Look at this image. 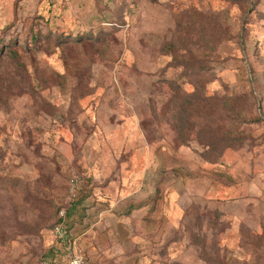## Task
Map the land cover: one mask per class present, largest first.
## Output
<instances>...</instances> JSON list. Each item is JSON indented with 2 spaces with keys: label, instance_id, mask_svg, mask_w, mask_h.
<instances>
[{
  "label": "rangeland",
  "instance_id": "374dc122",
  "mask_svg": "<svg viewBox=\"0 0 264 264\" xmlns=\"http://www.w3.org/2000/svg\"><path fill=\"white\" fill-rule=\"evenodd\" d=\"M11 38L0 264H264V0H0Z\"/></svg>",
  "mask_w": 264,
  "mask_h": 264
},
{
  "label": "trees",
  "instance_id": "16d2710c",
  "mask_svg": "<svg viewBox=\"0 0 264 264\" xmlns=\"http://www.w3.org/2000/svg\"><path fill=\"white\" fill-rule=\"evenodd\" d=\"M36 35V34H35ZM58 37H62V36H60V35H58ZM77 37V36H76ZM79 37V36H78ZM77 37V38H78ZM35 38H36V36H35ZM81 38L82 37H79L77 40L78 41H80L81 40ZM0 42H2V44H1V50H4L6 47H9L8 49L11 51V53H12V55L14 56V57H18L19 55H18V52L16 51V45H17V41H16V39H14V38H11V39H9L8 40V42H5V39H1L0 40ZM26 48H28V45H27V47H25V49ZM183 60V59H182ZM212 112H213V110H210V111H208L207 112V115H210V114H212ZM187 123V122H186ZM220 126H222V127H224L223 126V124H219ZM184 128H186V124H183L182 125ZM202 127H205L204 125H200V128H202ZM199 133L200 134H205L206 133V131H203V130H201L200 129V131H199ZM229 136V133L228 132H226L223 136H222V139H225V138H227ZM207 137H211L210 136V134H208V136ZM209 143V142H208ZM214 147H216V146H214ZM79 200H77V199H73L71 202H70V204H71V206L68 208V210H66V212H65V214L63 215V216H60V214H59V216L56 218V220H55V223L53 224V226H52V228H53V231L55 230L54 228L55 227H57V226H59L60 227V231L62 230V231H67V229H69V227L68 228H65L66 226V224H65V219H67V218H70L72 215H73V210H74V208L76 207V205H78L79 204ZM56 231V230H55ZM65 238H66V236H65ZM65 238H62L61 236H57V239H58V241H60V242H65V244L66 245H68V242H67V240L65 239ZM51 251H53V252H51V254L49 255L50 256V258H51V261L52 260H54V259H56V257H57V255H59V254H57V253H59V251H57V253H56V250H54V248H51ZM68 255V254H67ZM49 256H47V257H43L42 258V263L43 264H50L49 262L47 263L46 261L48 260V257ZM67 257H69V255L67 256ZM68 259V258H67ZM66 264V263H65Z\"/></svg>",
  "mask_w": 264,
  "mask_h": 264
},
{
  "label": "built area",
  "instance_id": "2783aa9c",
  "mask_svg": "<svg viewBox=\"0 0 264 264\" xmlns=\"http://www.w3.org/2000/svg\"><path fill=\"white\" fill-rule=\"evenodd\" d=\"M55 230L60 232V227H56ZM66 264H94V262L89 258L84 259L80 253H75V255L68 257Z\"/></svg>",
  "mask_w": 264,
  "mask_h": 264
}]
</instances>
